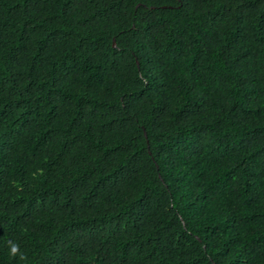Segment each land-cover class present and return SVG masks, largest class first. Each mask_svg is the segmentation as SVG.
<instances>
[{
    "label": "trees",
    "instance_id": "trees-1",
    "mask_svg": "<svg viewBox=\"0 0 264 264\" xmlns=\"http://www.w3.org/2000/svg\"><path fill=\"white\" fill-rule=\"evenodd\" d=\"M0 264H264V0H0Z\"/></svg>",
    "mask_w": 264,
    "mask_h": 264
},
{
    "label": "clouds",
    "instance_id": "clouds-1",
    "mask_svg": "<svg viewBox=\"0 0 264 264\" xmlns=\"http://www.w3.org/2000/svg\"><path fill=\"white\" fill-rule=\"evenodd\" d=\"M18 252V246L14 245L12 248H11V254L12 255H16ZM24 257L22 256L21 259H23Z\"/></svg>",
    "mask_w": 264,
    "mask_h": 264
},
{
    "label": "water",
    "instance_id": "water-1",
    "mask_svg": "<svg viewBox=\"0 0 264 264\" xmlns=\"http://www.w3.org/2000/svg\"><path fill=\"white\" fill-rule=\"evenodd\" d=\"M112 43H113V41H112ZM112 47H114V44H112Z\"/></svg>",
    "mask_w": 264,
    "mask_h": 264
}]
</instances>
